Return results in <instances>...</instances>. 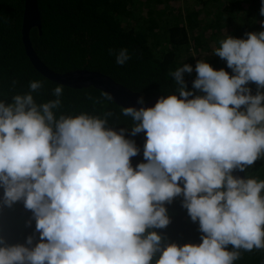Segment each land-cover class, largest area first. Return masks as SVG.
<instances>
[{
  "label": "clouds",
  "instance_id": "clouds-1",
  "mask_svg": "<svg viewBox=\"0 0 264 264\" xmlns=\"http://www.w3.org/2000/svg\"><path fill=\"white\" fill-rule=\"evenodd\" d=\"M245 36L227 35L212 53L233 75L197 61L193 88L205 95L189 99L184 74L193 68L183 64L169 72L178 95L122 109L134 122L131 135L146 133L147 163L135 169L130 158L139 149L125 129L109 128L111 113L56 118L62 85L40 105L31 93L41 81L11 104L0 101L3 202L23 200L41 241L30 248L0 238V264H234L241 250H264V180L232 174L264 158V31ZM109 54L120 66L130 59L126 48ZM181 195L202 243L161 247L162 237L148 230L169 225L164 204Z\"/></svg>",
  "mask_w": 264,
  "mask_h": 264
},
{
  "label": "trees",
  "instance_id": "trees-1",
  "mask_svg": "<svg viewBox=\"0 0 264 264\" xmlns=\"http://www.w3.org/2000/svg\"><path fill=\"white\" fill-rule=\"evenodd\" d=\"M245 1L192 0L195 7L183 8L180 0H37L42 34L34 28L29 37L37 57L50 71L100 73L140 95L146 103L161 96L178 95V85L169 72L183 64L194 68L203 59L214 70L223 69L233 75L227 62L212 53L225 39L219 31L237 39H246L245 33L264 31L260 24L264 21L260 15L262 0H248V8L242 7ZM23 11L24 0H0V101L11 104L12 97L30 91L31 81H41L43 87L31 93L40 105L56 99L52 93L58 85L41 76L26 56L21 34ZM121 48L130 55L123 66L117 65L115 55L109 54L110 49ZM195 79L192 73L184 74L186 90L194 93L189 99L203 96V92L193 88ZM247 87L255 95L257 85L250 82ZM60 99L59 109H53L57 119L82 113L105 118L111 113L107 116L109 128L118 133L125 129V139L133 140L139 149V154L130 158L133 169L147 163L143 155L146 133L132 136V118L124 116L108 96L93 88L73 90L63 86ZM243 174L245 178L264 180V158ZM3 197L0 187V216L6 226L0 228V238L7 245L30 248L41 242L34 214L25 208L23 200L16 202L17 207L9 208L1 202ZM183 199V195L177 196L164 204L170 218L167 227L148 230L162 237L161 247L202 243L199 222L191 220L182 206ZM7 209L13 215H8ZM29 236L33 237L32 245L26 243ZM232 249L229 245L226 250ZM234 264H264V250H241V258Z\"/></svg>",
  "mask_w": 264,
  "mask_h": 264
},
{
  "label": "water",
  "instance_id": "water-1",
  "mask_svg": "<svg viewBox=\"0 0 264 264\" xmlns=\"http://www.w3.org/2000/svg\"><path fill=\"white\" fill-rule=\"evenodd\" d=\"M36 28L41 35L42 23L40 12L38 8L37 0H24V11L22 18V43L24 45L26 56L28 57L33 68L44 78L51 81L54 84L62 85L66 88L73 90L89 89L93 88L108 96V98L117 107L123 109L126 107L139 108H151L158 102L159 98L144 103L138 104L137 100L140 99V95L133 93L123 86L115 83L112 79L104 76L100 73L89 71H74L67 74H57L50 71L39 60L35 51L33 50L29 33L32 29ZM166 98V97H165ZM233 176L246 179L243 172L239 169L233 171Z\"/></svg>",
  "mask_w": 264,
  "mask_h": 264
},
{
  "label": "rangeland",
  "instance_id": "rangeland-1",
  "mask_svg": "<svg viewBox=\"0 0 264 264\" xmlns=\"http://www.w3.org/2000/svg\"><path fill=\"white\" fill-rule=\"evenodd\" d=\"M246 2V4H244L242 7H244V8H248L249 7V5H248V0H246L245 1ZM183 3V4H182ZM228 4H229V2H228ZM180 5L182 6L183 5V8H190V7H195V3L194 2H192V0H180ZM219 33H220V35L221 36H224L225 38H226V36H225V31H219ZM256 91H257V88L255 89ZM262 92H264V89L262 90ZM255 94H256V92H255ZM3 191H4V189H3ZM1 202H3V200H1ZM17 205L18 204H16V203H14V205H12L11 207H9V208H12V207H17ZM6 207H8L7 205H6ZM7 214L9 215V214H11V215H13L12 214V212H10L9 211V209H7ZM2 217L0 216V228H4V227H6L5 225H4V222L2 221ZM4 220V219H3Z\"/></svg>",
  "mask_w": 264,
  "mask_h": 264
},
{
  "label": "built area",
  "instance_id": "built-area-1",
  "mask_svg": "<svg viewBox=\"0 0 264 264\" xmlns=\"http://www.w3.org/2000/svg\"><path fill=\"white\" fill-rule=\"evenodd\" d=\"M192 74L195 76V78L197 77V73L195 71V67L193 68ZM204 94V93H203ZM205 95V94H204ZM241 110H244V106L241 107Z\"/></svg>",
  "mask_w": 264,
  "mask_h": 264
}]
</instances>
